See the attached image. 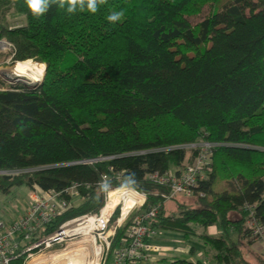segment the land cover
<instances>
[{
	"label": "trees",
	"instance_id": "obj_1",
	"mask_svg": "<svg viewBox=\"0 0 264 264\" xmlns=\"http://www.w3.org/2000/svg\"><path fill=\"white\" fill-rule=\"evenodd\" d=\"M12 9L24 22L10 28ZM0 13L14 61L45 65L36 87L0 89V193L78 183L83 199L57 226L104 204V175L112 188L134 173L147 206L161 203L150 227L205 246V260L168 264H254L244 244L251 212L264 225V0H108L95 14L53 5L38 19L24 0H2ZM202 141L214 144L213 171L167 212L168 188L148 176L181 173ZM211 226L221 233L198 232Z\"/></svg>",
	"mask_w": 264,
	"mask_h": 264
},
{
	"label": "built area",
	"instance_id": "obj_2",
	"mask_svg": "<svg viewBox=\"0 0 264 264\" xmlns=\"http://www.w3.org/2000/svg\"><path fill=\"white\" fill-rule=\"evenodd\" d=\"M14 55L12 43L0 38V89H13L19 85L30 87L35 83L26 75L15 72V65L10 70L3 66L13 62ZM190 146L197 147L199 152L181 173L169 170L149 174L150 180L168 188L163 197L193 196L199 180L213 171L214 144L202 141ZM103 182H107L106 175L101 184ZM113 192L117 195L116 203H112ZM105 193V202L98 210L66 219L56 226L57 217L71 209L75 201L83 199L79 184L73 183L64 191L34 186L25 213L10 220H0V264H68L70 258L79 255L83 256L81 264H147L153 253L165 251L154 241L159 231L149 225L159 213L161 203L147 206V194L134 187L109 188ZM118 209L122 215L131 212L134 216L127 239L108 257L115 234L110 229L111 219ZM51 226L54 228L50 229ZM246 227L253 238L264 241V225L252 212ZM262 253L264 255V246Z\"/></svg>",
	"mask_w": 264,
	"mask_h": 264
},
{
	"label": "rangeland",
	"instance_id": "obj_3",
	"mask_svg": "<svg viewBox=\"0 0 264 264\" xmlns=\"http://www.w3.org/2000/svg\"><path fill=\"white\" fill-rule=\"evenodd\" d=\"M0 16H1V13H0ZM3 16H4L3 22H5V24L10 28H13V26H16V25L24 22V17L19 15V14H16L13 9L5 12ZM27 61L33 63L34 65H36V67H40L41 65H44V64L36 62V60H33V59H29ZM13 62H9V64H4L3 66L6 67L8 70H10L14 65L16 66L20 61L17 62V64L15 61H13ZM23 62H20L18 64V66ZM41 67H43V66H41ZM14 71H16V70H14ZM44 72L45 71L43 70V75H44ZM22 73H23V75H26L27 77H30V75H31V74L30 75L26 74L25 71H22ZM35 73L37 75H39V73H41V69H39V70L37 69V71H35ZM122 186L123 185H121V184L116 185V186L110 188V190L111 189L113 190L115 188L122 187ZM31 190L32 189H30L27 185L24 184V185L14 186L12 188V191L8 194L0 193V220H10L11 218H15V217L20 216L21 214H24L27 205L31 201V199H30ZM106 196H107V194L105 193V198H106ZM177 196H179L180 200L183 199V198H181V197H183L182 195H177ZM81 200L75 201V205L78 204ZM165 209L167 212L173 211L175 209V200H173L172 198H166ZM130 213L126 214V215H122L121 212L118 211V216L116 217L115 221L111 222V224H110L111 231H115V233H116L117 228L125 226L129 221V218L131 215ZM129 225L130 224L128 223L127 229L129 227ZM198 232H207V233L219 235L221 233V230L218 229L216 226H211L208 228L199 227ZM247 240L249 241L250 239L247 238ZM161 242H166V243H164V245L167 247V249H165V250L168 252L167 255H165L167 258V261L164 264H168L171 260H173L176 257H178V258L190 257L189 254L184 252V246H186L188 244V242L186 240H174L172 238H169V239H163ZM263 246H264V241L260 240V239H255V238H254L252 244H250V245L244 244V250L246 253V257L249 258L254 264H261L260 263L261 257H259V256H261L263 254L262 253ZM177 248H180L182 250V253H176V252H178V251H176ZM109 250H110L109 251L110 253L115 251V250L113 251L112 249H109ZM111 254H113V253H111ZM200 254H201V252L200 253L198 252L195 255V258L196 259L200 258L203 260L208 258L206 256L205 252H203L201 255ZM153 255L159 256L160 254L159 253H153L152 256Z\"/></svg>",
	"mask_w": 264,
	"mask_h": 264
},
{
	"label": "clouds",
	"instance_id": "obj_4",
	"mask_svg": "<svg viewBox=\"0 0 264 264\" xmlns=\"http://www.w3.org/2000/svg\"><path fill=\"white\" fill-rule=\"evenodd\" d=\"M108 0H24V4L30 11L34 18H39L46 14L53 5L59 8H65L69 14H74L77 10L83 12L88 11L89 13L95 14L102 5L107 4ZM123 11L111 12L106 19L109 23L115 24L120 21L123 17ZM136 184L135 174L129 175L124 179L123 186L131 187ZM101 189L107 191L110 187L108 182H103Z\"/></svg>",
	"mask_w": 264,
	"mask_h": 264
},
{
	"label": "crops",
	"instance_id": "obj_5",
	"mask_svg": "<svg viewBox=\"0 0 264 264\" xmlns=\"http://www.w3.org/2000/svg\"><path fill=\"white\" fill-rule=\"evenodd\" d=\"M169 238H172L174 240H186L188 242V244L184 246V252L190 255V257L185 258L188 261L196 260L195 255L198 252L199 253L201 252V254L204 252L205 246L203 245V243L199 242L196 238L185 239L181 234H178V233L159 231V234L154 238V241L158 243L159 245H161L164 249H167V247L164 245V243L166 242H161V241L163 239H169ZM176 251H178L176 253H182V250L180 248H177ZM167 253L168 252L165 250L159 256L153 255L151 260L147 264H164L167 260L161 261V259L166 258L165 255H167Z\"/></svg>",
	"mask_w": 264,
	"mask_h": 264
},
{
	"label": "bare ground",
	"instance_id": "obj_6",
	"mask_svg": "<svg viewBox=\"0 0 264 264\" xmlns=\"http://www.w3.org/2000/svg\"><path fill=\"white\" fill-rule=\"evenodd\" d=\"M20 63V62H19ZM18 63V64H19ZM18 64L16 66L13 67V70H16L15 72L18 73H22V71H25L26 74H31L30 77H28L31 82H37L41 79V77H43V70L45 71V65H41L43 67H36V65H34L33 63L29 62V61H24L23 63H21L19 66ZM37 69H41V73H39V75H37L35 73V71H37ZM38 78V79H37ZM111 199H112V203H116L117 202V195L115 192H113L111 194ZM71 260L69 261L68 264H81V262H83V256L79 255V256H75L73 258H70ZM60 262H65L64 260H60Z\"/></svg>",
	"mask_w": 264,
	"mask_h": 264
},
{
	"label": "water",
	"instance_id": "obj_7",
	"mask_svg": "<svg viewBox=\"0 0 264 264\" xmlns=\"http://www.w3.org/2000/svg\"><path fill=\"white\" fill-rule=\"evenodd\" d=\"M42 79H43V77H42ZM42 79H41V81H42ZM41 81H39V82H35V83H33V84H30V86H31V87H34V86L36 87Z\"/></svg>",
	"mask_w": 264,
	"mask_h": 264
}]
</instances>
